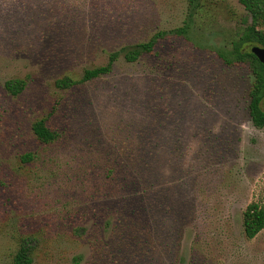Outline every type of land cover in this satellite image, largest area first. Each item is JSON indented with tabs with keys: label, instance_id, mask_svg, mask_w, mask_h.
<instances>
[{
	"label": "rangeland",
	"instance_id": "obj_1",
	"mask_svg": "<svg viewBox=\"0 0 264 264\" xmlns=\"http://www.w3.org/2000/svg\"><path fill=\"white\" fill-rule=\"evenodd\" d=\"M250 23L237 0H0V264L23 239L32 264H264V229L253 240L242 229L248 205L264 208V128L247 110L249 65L218 57ZM158 33L135 63L121 56L108 75L55 86ZM38 120L54 143L36 139ZM141 125L154 139L137 205L123 174L106 171L127 161L117 151ZM151 194L167 197L162 216ZM126 211L131 230L151 220L173 246L130 255L115 234Z\"/></svg>",
	"mask_w": 264,
	"mask_h": 264
},
{
	"label": "trees",
	"instance_id": "obj_2",
	"mask_svg": "<svg viewBox=\"0 0 264 264\" xmlns=\"http://www.w3.org/2000/svg\"><path fill=\"white\" fill-rule=\"evenodd\" d=\"M237 1L250 15L251 23L246 28L241 39L233 45L232 50L228 52L220 51L218 52V57L228 66L243 65L245 63L249 65L251 82L248 90L247 110L253 126L258 129H262L264 128V110L262 106V103L264 101V66L254 57V55H252L251 48L253 46H259L264 49V0ZM177 33L185 34L186 31L179 30L177 31ZM163 35L164 34L162 33H158L146 43L123 48L119 52H113L108 56V61L105 66L85 70L81 79L78 81H73L69 78L57 80L55 82V86L58 89L67 90L76 85L91 82L105 75H108L112 72L115 62L121 56L127 63H135L142 55L152 53L156 42ZM246 47L251 48L246 50ZM24 87L25 85L21 81H15L12 82V84H7L6 86V88L13 95H17L19 92H22ZM146 128L147 125H141V129L137 130L136 132L130 133L128 139H130V137L132 136L133 141L132 139H130V141L134 142L136 140V143H134V145L129 144V147L125 146L126 148H120L117 151V155L119 157H122L123 159H126L127 161L122 164V166H117L115 165V163H111L108 165L106 171V177L110 179H113L115 176H117L118 172L124 175H122L124 187L126 190H129V192H132L134 194L137 205H140V203L144 202L145 200V197H140L137 194L142 188L141 183L145 178H147L150 173V170H140L139 167H150V165L147 163L148 159L150 160V157H148V155L150 153V150H152L153 148L152 140L154 139V133H152V131H147ZM32 132L36 139L40 143L45 145L54 143L58 138V135L47 127L44 120H38L34 122L32 124ZM131 147H134L135 149ZM135 156H140L141 158H143V161H133V158ZM27 159L29 160L31 158L27 157ZM119 181L121 180L119 179ZM166 198V196L156 197L153 194H151L147 198V203L152 206V210H150L151 214L155 215V212H158V214L161 216L164 214V206L167 203ZM157 200L159 203L157 202ZM160 201L162 203H160ZM153 207H156V209L154 210ZM125 213V225L123 226V228L120 227V230L116 229L117 231L115 230V234L117 235L116 238L124 237L126 235L125 241H127V244L125 250L127 251L128 247V253L130 255L134 256L136 254L138 255V258H141L148 254V249L159 247L160 245H162V247L160 248V251L162 252L161 249L163 247L166 250L167 248L173 246V238L168 239L167 242L166 239L168 237H166V235H162L161 233H157L158 229L156 230V226L152 225L153 223L151 220L145 221L144 219H142V222H145L144 225L139 226V229L136 228L131 230L130 228L133 225L132 222H135V215L130 211H126ZM163 221L164 220L161 218L159 222L157 221L155 223L159 225L163 224ZM178 221L180 223L183 222V220L180 218ZM242 229L245 238L247 240H253L264 229V208L255 203L248 205L242 214ZM32 253L33 251L30 241L27 239H23L21 241L19 249L12 259L11 264H32ZM154 253L156 252L154 251ZM162 256L164 255L161 253V256L158 255L159 258L157 256L156 257L160 259ZM81 259V257L74 258V264H80ZM111 262L112 260L109 256H104L101 262L99 260L98 263H95L112 264ZM132 262L134 261H131L130 263Z\"/></svg>",
	"mask_w": 264,
	"mask_h": 264
},
{
	"label": "water",
	"instance_id": "obj_3",
	"mask_svg": "<svg viewBox=\"0 0 264 264\" xmlns=\"http://www.w3.org/2000/svg\"><path fill=\"white\" fill-rule=\"evenodd\" d=\"M251 53L264 66V49L259 46H253L251 48ZM262 106L264 110V101L262 103Z\"/></svg>",
	"mask_w": 264,
	"mask_h": 264
}]
</instances>
